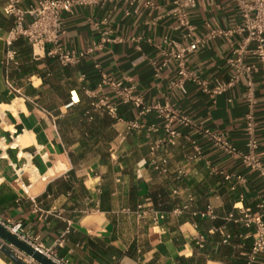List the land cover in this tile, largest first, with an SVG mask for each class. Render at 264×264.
<instances>
[{
  "label": "crops",
  "instance_id": "obj_1",
  "mask_svg": "<svg viewBox=\"0 0 264 264\" xmlns=\"http://www.w3.org/2000/svg\"><path fill=\"white\" fill-rule=\"evenodd\" d=\"M144 1L75 5L63 12L60 43L79 51L100 41L103 30H109L108 38L79 62L63 64L42 48L35 55L22 35L13 43L16 64L7 61L6 41L14 19L0 0V219L21 220L70 264H183L179 256L186 264H264V251L247 259L254 227L230 216L239 214L236 203L257 209L264 181L200 130L210 127L248 149L245 80L214 97L191 80L184 91L168 53L174 45L206 37L188 55L190 67L210 84L229 79L235 69L228 58L247 32L207 34L217 25L235 27L241 20L237 5L194 0L189 15L195 29L187 36L188 28L172 13L173 0ZM255 45L248 43L244 57L256 64V152L264 161V64ZM34 59L40 72L24 71L22 65ZM102 71L133 86L147 103H173L195 125L174 120L173 136L157 110L140 114L110 85L99 88ZM84 86L108 95L117 116L107 110L91 115L92 97ZM193 153L196 158L188 160ZM208 205L215 216L201 213ZM151 207L165 214L158 223ZM0 257L10 259L1 250Z\"/></svg>",
  "mask_w": 264,
  "mask_h": 264
},
{
  "label": "built area",
  "instance_id": "obj_2",
  "mask_svg": "<svg viewBox=\"0 0 264 264\" xmlns=\"http://www.w3.org/2000/svg\"><path fill=\"white\" fill-rule=\"evenodd\" d=\"M23 0H4L2 4L3 11L12 16L14 24L9 30L7 36V61L18 63L17 49L13 46L14 41L23 35L33 48L35 55H38L37 48H42L47 55L58 58L63 64L77 63L88 52L102 44L106 40L109 30H103L100 41H94L93 45L87 50H75L66 48L61 43V35L65 32L63 12L71 10L75 5L100 2L104 0H38L35 4L27 6L21 5ZM194 0H173L172 13L176 16L179 26L188 28L186 33L189 36L195 29V25L190 20L189 7ZM237 5L241 20L235 27L223 28L221 26L211 27L207 36H215L217 34H228L230 32H247L241 44L234 49L235 55L230 56L228 61L234 66V72L227 80H216L213 84L203 78L197 71L192 69L188 62V55L194 51L200 42H204L206 37L196 36L186 44L174 45L168 53L176 60V69L178 73L177 84L186 91L185 82L191 80L202 86L203 90L208 92L212 97L216 94L227 90L241 78L245 80L247 86V102L248 110L245 114V132L248 135V149L241 150L231 141L224 133L214 130L210 127L200 125V130L204 136L209 138L214 145L223 151L241 157L242 161L249 167L259 171L264 181V161L257 154L258 138L256 135V118L255 104L256 95L252 77V69L255 63L245 61V52L248 48V43L255 40V52L259 61L264 64V0H232ZM145 4L154 5L155 0H145ZM138 11V6L134 9ZM102 21H105L103 19ZM110 85L116 93H118L124 102H131L139 108L140 114L157 110L159 115L163 117L168 131L174 136L177 131L172 128L174 120H178L183 125H195L193 118L182 112L177 106L170 102H152L147 103L141 95L133 90V86L123 84L122 81L114 78L113 75L106 71L101 72V79L98 82V87ZM84 89L92 97L90 105L92 110H107L110 114L117 116V104L113 102L108 95L98 96L95 90L84 86ZM137 124V120H134ZM3 140L4 136H0ZM197 153H200V147L197 146ZM197 153L189 154L188 160L195 159ZM155 163V161H153ZM158 167V165L156 164ZM229 176V175H228ZM242 179V176H238ZM235 208L239 210V214L234 212L230 216L236 221L242 222L246 226L254 227L253 243L247 253L248 262L257 259L259 254L264 251V200H260L257 204V209L253 210L244 204H235ZM154 211L153 220L158 223L165 216L163 211L151 207ZM202 214L215 216L214 209L208 205ZM0 223L10 232L15 234L21 240L27 242L34 248L40 250L58 264H70L69 260L63 256H59L54 246L45 245L39 235H34L29 228L21 220H12L11 218L0 219ZM202 237V236H201ZM63 239H58L56 244H62ZM11 249L25 264H43L36 259L32 254L24 249L9 243ZM0 264H16L11 258H1Z\"/></svg>",
  "mask_w": 264,
  "mask_h": 264
},
{
  "label": "water",
  "instance_id": "obj_3",
  "mask_svg": "<svg viewBox=\"0 0 264 264\" xmlns=\"http://www.w3.org/2000/svg\"><path fill=\"white\" fill-rule=\"evenodd\" d=\"M9 243H12L28 253L32 254L36 259L41 261L43 264H58L52 258L41 252L40 250L34 248L27 242L18 238L15 234L10 232L0 223V250L4 252L9 258H11L16 264H25L11 249Z\"/></svg>",
  "mask_w": 264,
  "mask_h": 264
},
{
  "label": "trees",
  "instance_id": "obj_4",
  "mask_svg": "<svg viewBox=\"0 0 264 264\" xmlns=\"http://www.w3.org/2000/svg\"><path fill=\"white\" fill-rule=\"evenodd\" d=\"M18 39L23 40V36L20 35L18 37ZM23 51H24V54L29 57V52L30 51L28 50V48L27 47H24L23 48ZM38 63H39V60L38 59H34L33 61L29 62L27 65H24L23 64L22 65V69L24 71L26 70V71H38V72H40V69L38 67ZM90 114L93 115V113H91V112H90ZM179 259L183 261V264H186L184 262V257L183 256H179Z\"/></svg>",
  "mask_w": 264,
  "mask_h": 264
},
{
  "label": "bare ground",
  "instance_id": "obj_5",
  "mask_svg": "<svg viewBox=\"0 0 264 264\" xmlns=\"http://www.w3.org/2000/svg\"><path fill=\"white\" fill-rule=\"evenodd\" d=\"M19 140H21V136H19Z\"/></svg>",
  "mask_w": 264,
  "mask_h": 264
}]
</instances>
